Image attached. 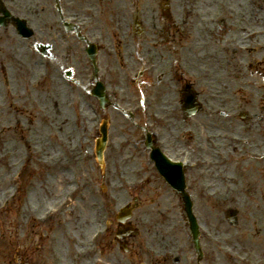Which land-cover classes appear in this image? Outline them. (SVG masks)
<instances>
[{
    "label": "rangeland",
    "instance_id": "1",
    "mask_svg": "<svg viewBox=\"0 0 264 264\" xmlns=\"http://www.w3.org/2000/svg\"><path fill=\"white\" fill-rule=\"evenodd\" d=\"M35 1L36 0H19V14L25 15L29 18V14L25 10L31 8V6L35 4ZM174 1L178 4L181 10L187 9L189 11V18L194 22L193 36L190 35L186 39L188 46L187 51L189 53L190 60H183L184 63H186L187 66L193 70L197 69V55L200 52H204L206 50V48L203 46L205 41L214 43V40H219L222 43V46L218 45V47H224L225 45V50L229 51V41H225L224 37L228 33L227 24L229 23V21H235V16L237 14H241V22L245 24L242 32L244 34L250 32L251 34H254V36H258L257 48L254 44H252L251 40L249 42V39L234 38V40L238 41L237 43L242 44L241 46L245 45L251 48H253V45L255 46V48L251 49L249 52L248 50H246L245 52H242L241 50V53H239L238 50H236L238 58L241 60V67L243 68L242 72L244 73L245 77H241L240 80L242 95L241 99L239 100V106L227 111L228 113H235L234 117L222 120L212 118L211 120L208 119V117L203 116L202 119V113L189 118L191 120L193 119L192 122H194L195 117H197L195 126L198 129H202L204 133H207L208 129L211 128L215 130V127L221 129L222 131H220V134L217 133L215 135H217L218 138L221 136L220 143H226L225 147L236 145L237 147L241 148V132L243 131L242 128L254 126L258 128V130H260L264 113V0H250L252 4L251 6L253 8L251 11V15L255 18L252 22H250V20L248 19V11L246 13H242L241 9L239 8V5H242L244 3L241 0H170L169 6L173 18H175L172 9V4L174 3ZM42 2L47 3L49 2V0H42ZM72 4L73 5H71L69 8V16L81 17L82 19L89 18L87 16L84 17V14H82L78 10L77 4ZM149 7L152 8L151 12L146 15V25L151 28L155 23H159V25L161 23V6L160 4H157L156 6L153 5ZM21 9L24 11H21ZM230 10L233 11L234 14H231ZM221 14H223V16L225 17L223 19L225 20L221 24H214L212 34H209V36H204L202 34H199V30L196 31L195 26H198V24L200 26L201 23L199 22H201L202 20L205 21V19L203 18H207V21L203 22L204 24L211 25L209 23V17ZM231 15H234V17H232ZM184 19L187 20L186 15ZM163 21L165 24L164 17ZM166 21L167 23H169V20ZM161 27L162 26H160L159 30H153V32L155 35H158L159 38L162 39L164 33H162L163 31L161 30ZM184 30L185 32L188 31L186 23ZM216 32L218 35L217 38L213 35ZM173 34L174 37L173 40L170 41V43H172L173 47H175L174 38L179 35V32H176V30H174ZM178 39L181 41L182 37L179 35ZM224 41L226 44L224 43ZM201 42H203V45L201 44ZM231 43L233 47V40ZM159 46L162 47L161 45ZM171 46L172 45L165 48L162 47L164 49L163 52L168 56H173L174 54L173 52H169L168 50ZM149 48V50L148 48H145V56L150 50L152 51V54H155L158 46H149ZM233 50H235L234 47ZM182 53L183 51H181V54ZM191 60L194 61V64L192 66L189 65ZM169 77H174V73L172 72ZM227 77L225 78V81L227 83H230L233 78H231L229 82ZM199 79L200 78L197 77V80ZM1 83L2 81L0 77V85ZM146 83L147 82H144V85ZM180 84L175 82L173 78L172 80H170V86L176 85V87L179 89L181 88ZM151 85L153 87L157 103H164V101L166 100V96L169 94L168 90L170 89V87L162 86L160 92L158 93L155 90L156 82L151 81ZM39 94L40 93H38V96ZM241 112H247L248 116L246 119H243L241 117ZM173 114H171L172 123L175 122L177 118L179 121V123L177 122L178 124H181L183 126L188 125L186 122H188L189 119H183L184 117L181 114L180 110V115L175 113ZM7 119V113L0 112V121L2 122V124L3 121H6ZM84 119L87 120L88 117ZM39 121L43 122L44 120ZM78 127L79 119L71 118L70 129L68 131L69 137L63 139L59 135H57L55 131L52 133L51 127L45 126L44 129H42V134L41 132L37 131L36 138H39L42 143L36 142V145L33 146L32 142H30L29 145H31L32 148L30 150L27 146L28 151L25 144L21 147L17 145V148L13 146L15 137H12L10 135L7 136L4 143V139L1 140L2 137L0 136V205L4 194L11 192L13 186L15 185L14 177H12L13 173L15 171L16 173H18L19 171L21 172V167L24 164H28V172L26 173V176H28L30 173L32 174L35 168H37V174L36 176H34L35 178L30 179V181L27 182L30 184L29 186L27 184V186L29 187V190L32 191L31 196L34 198V201L37 204H41V210L45 207L46 203L56 205L59 202L61 204L67 199H70L72 201L70 203L71 205H63V207H69L65 216V219L66 217L67 219L63 227H52V229L48 231L51 232L52 235L56 236V238L53 239L49 238V246L52 242L60 241V239H62V241L65 243H70L71 245L74 244L67 255L65 254L64 256V264H67L66 261H71L74 251L76 249H80V247L82 246V244L80 243L71 242V239H73L76 235L80 236L83 230L87 231L88 234L86 235H89L91 233L92 227L95 224L101 222V220L99 219L97 223H92L90 229L85 228L82 225L83 223L81 224V222H78V220L81 219L80 216L84 214L85 218L89 220H93L97 217L102 218L98 201L101 202V200L103 199L102 196L105 195V193L103 194L104 191H107L108 195L104 200L106 207L110 206L112 208L113 206H117L118 204L123 202L117 197L114 198L113 193L115 196H125L127 188L125 186L124 180H126V178L128 180H132L134 178V174L137 173V169H141L140 163L142 162V157L139 151H135L134 149H132L129 143H126L129 148L125 147V151H122L120 155L112 153L116 165L121 166V168L119 169V171H121V175H118L120 174L119 172L117 174L113 172L114 159L110 160L111 162H109L107 166H104V164L100 165L95 154H92L90 151H88V154H85L83 153V151H81L78 154L72 156L74 153H76L77 147H75V145H77L78 140H80L79 136L82 134ZM167 128H169V126ZM259 134L260 135L255 136L258 137L256 140L260 141L264 145V134L260 132ZM29 135L32 134L28 132L25 136L28 137ZM88 136L89 132L88 134L83 133L81 138H87ZM234 138L238 140H235ZM229 139H233L234 142H230ZM93 142H95V140H91L90 138L87 139V144L92 143L91 147L94 146ZM170 146L173 147L171 149L169 148L172 153H177L178 150L186 148L185 144H181L178 146L176 145L175 136L174 139L170 141ZM262 148H264V146ZM193 151L194 154L197 155L201 154L202 149L199 148ZM220 151L224 152L222 150ZM237 154L241 155V150L238 151L236 155ZM201 155H203V157L213 159V156L206 150ZM120 158L123 161L122 164H120L119 162ZM43 160L47 161L49 165H41ZM227 160H225L224 162H226ZM237 161H241V159H237ZM51 162L54 163V165H51ZM30 163L32 164L31 167ZM61 163L67 164L62 165ZM224 168L226 169V172L230 174L228 178H232L235 181L237 180V182H211V180L209 179L214 176V174L211 173L220 170L218 166H211V169H208V167L203 168L204 174L208 172V176L200 177V173H194L191 174L190 178L193 190L195 192H199L197 199L200 203L198 206V211L202 221L206 223L205 225L208 228V232L209 234H211V236H216L217 238L221 239L216 240L212 239L211 237L204 236L203 243L210 250L203 264H235L234 262H229L221 258L222 256L220 254H217V249L215 248L214 243L220 244V242L222 241L224 243L223 246L229 247L241 254L242 250H245L241 248V246L246 245L243 241H241V238L236 237L237 233H241L242 227L241 205L243 203H248L253 208L255 204L261 202V198H258L256 200V198L254 197L251 198L246 196V198L244 199V197L241 196V188L243 187H240L241 178H239L241 175V165L231 164L229 167ZM104 170H108V172L112 175L114 174L113 180H110L109 183H104L101 180V177L103 176L102 172ZM140 173L141 172L138 171V174ZM143 175L146 174L143 173ZM258 178L259 180L257 182L261 180L260 177ZM163 184L164 183L162 181L157 180V183L153 184L155 188L151 189L152 193H148V195L145 194L142 198H140L142 204H140V202L138 204V210L135 213L134 222L138 225V229L141 233L140 237L137 238V242L133 250V255H127L126 253L115 250V247L112 246L108 241H106L102 245L103 251L100 255L101 264H127L126 258L128 257L144 259V243L151 245L160 251L167 250L168 252H174L175 249H178L174 247L180 245L183 248L180 249V252L182 250V262L180 264H196V261L194 260L192 262H188V260L185 259V257H189L191 240H189L188 242V223L185 216L182 215V208L179 207V203H181L182 205V199L176 196L175 192L169 190V188L165 187V184ZM204 185H207V187H204ZM235 188L237 191H240L239 197L234 199L233 201L230 198L226 200V204L229 203V205H227L228 207L235 208L239 211V214L236 217V225H231L224 211H221L219 209L221 206L211 208V206H213L214 204H212V202H210L208 199H206V201H208L211 206L206 203L204 196H206V190L209 189L234 191ZM159 189L161 190L160 194L158 195L156 190ZM147 191L149 190H147V187H145L143 192ZM81 192L83 193V195H81ZM94 199L97 202V205H92V201ZM221 202L224 203L225 200ZM262 203L263 201L258 204L261 205ZM153 204H155L154 207L152 206ZM21 205L23 204H20L18 202V204L11 208V210L0 212V232L4 234L3 240L0 241V264H18L17 262L19 261L15 260L18 248L21 247L23 250L25 248L34 249L36 244L38 246V259L45 260L42 258L43 251L42 249H39V246H41V236H45V232H47V230L35 229L36 231H33V225L28 226L24 220L26 211L25 208L21 209V207H24ZM70 213H72V215H70ZM252 213H255L254 209H252ZM95 221H97V219ZM141 238L145 239L142 240ZM260 240H262L261 245L264 246V237L260 238ZM43 243L47 245L48 241H44ZM255 252L258 256V259H262L264 262V251L255 249ZM184 254L185 257H183Z\"/></svg>",
    "mask_w": 264,
    "mask_h": 264
},
{
    "label": "flooded vegetation",
    "instance_id": "2",
    "mask_svg": "<svg viewBox=\"0 0 264 264\" xmlns=\"http://www.w3.org/2000/svg\"><path fill=\"white\" fill-rule=\"evenodd\" d=\"M60 8H56L57 0H49V11L46 15V23L48 26L55 29L57 35L51 31L48 34L49 43L46 47V51L50 57V61H62L66 62L72 59L73 64L79 70V74L83 79H89L92 75V68L90 65V58L88 51L91 47L88 45L89 41L92 42L93 52L95 51L97 71L94 79L100 81L105 86L106 96L110 98V106L108 108H116L117 105L123 108H130L128 104L133 103V99L123 102L117 101L115 97L121 96L123 100L134 93L135 88L132 86V77L137 73L138 67L141 63L140 55L145 51V33H135L133 31L134 25V12L140 8L142 13L141 18L144 22L145 15L148 13L144 0H58ZM72 3L77 4L78 10L84 14V17L89 18L82 19L78 17L83 24L80 27V32L85 37H79L77 34L72 33L65 24V18L68 19L69 8ZM138 12V11H137ZM60 34V35H59ZM156 40H160L158 35H155ZM163 39V38H162ZM41 45L38 44V48ZM173 47L171 46L169 50ZM155 51V50H154ZM155 54H152L150 50L147 53L148 61L154 59ZM153 55V56H152ZM163 77L161 76L160 79ZM142 80V78H141ZM182 74L178 73L176 81L178 84L182 82ZM183 86V85H182ZM180 89V88H179ZM145 92H150L149 87L145 84ZM112 91H116L113 93ZM178 98H181V89L178 90ZM44 96L40 97L41 107L48 109L52 112H59L57 104H46L43 102ZM38 100L34 99V102H29L33 105ZM181 101L177 100V103L169 107L168 112H162L160 110L154 111L159 117H167L162 121V141L165 142L166 148H173L170 146V141L176 139V145L181 143L178 140L183 138V128H179L177 121L171 122L173 113L179 114L181 111ZM125 106H123V105ZM56 109V110H55ZM152 119L151 113H149ZM174 115V114H173ZM169 126V128H167ZM187 133V132H186ZM192 139H197L199 134L196 126L192 127V131L188 132ZM200 134L204 137L205 141L209 144L214 140L212 135L214 130L208 129V137L203 132ZM250 139L247 142H241V196L251 198H261V205L252 206L248 203L241 205V241L246 245L241 246L245 249L242 252L245 255H249L253 260L258 261L255 249L264 251V246L261 245L260 238L264 237V160H256L255 153L264 145L256 140L260 135L257 132L252 131L248 134ZM218 141L221 138L217 139ZM222 149V146L220 147ZM230 164H217L218 167L230 166ZM261 180H259V178ZM248 191V192H247ZM258 202V203H261ZM252 209L255 213H252ZM129 226H125V230L129 231ZM138 234L137 231L126 233L124 241L128 247L134 245L133 239ZM249 243V244H247ZM209 248H205L204 258L206 252L208 254ZM97 258V257H96ZM197 258V256H196ZM90 263L93 261H89ZM151 264H180L175 263L172 256H165L161 260H155ZM196 264H200L197 262ZM225 264V263H220Z\"/></svg>",
    "mask_w": 264,
    "mask_h": 264
},
{
    "label": "bare ground",
    "instance_id": "3",
    "mask_svg": "<svg viewBox=\"0 0 264 264\" xmlns=\"http://www.w3.org/2000/svg\"><path fill=\"white\" fill-rule=\"evenodd\" d=\"M145 1L152 2L153 0H145ZM241 1L244 2L242 5H239V8L241 9L242 13H246L248 11V19L250 20V22L254 21L255 18L254 16L251 15V11L253 8L251 6L252 4L250 0H241ZM172 6L174 8L175 16L177 17V22L180 21L179 16L181 15V13L186 14V18H187L186 26L188 31L185 32L184 34L185 36H182L183 40L180 42V45L182 47L181 50L184 51L187 48L186 37L187 35L189 36L191 30V21L189 18V13H187L189 11H187V9L181 10V8H179L178 4L175 1ZM244 26L245 24L241 22V14H239V17L237 18L236 21H229L227 25L228 33L224 37L225 41L227 42L229 41V45H230L229 51L225 50V45L224 47H218V45L222 46V43L219 40H214V43L205 42L204 47L206 48V50L204 52H200L197 55L196 73L197 75H200V80L196 81L195 87L200 92V98L205 107L204 114L208 117L209 116H213L215 118L220 116L229 117L231 115H226L227 112L225 114L223 112L226 109H232L239 106V100L241 99V95H242L240 80L241 77H245V76L244 73L242 72L243 68L241 67V60L238 58V54L236 53V51L233 50V47L235 46V42H236L234 38L249 39V42L251 40L252 44H254L256 48L258 46V40H257L258 36H254V34H251L250 32L244 34L242 32ZM174 27H176L175 24ZM204 34L207 35L206 31ZM213 35L216 38L218 36L217 32L214 33ZM232 40L234 42L233 47L231 43ZM184 55L189 59L188 51H185ZM163 58L164 57L162 56V59ZM177 62L178 59H172V61H168L165 58L164 61L167 67L169 63H172V65H177ZM186 67H187L186 65H183L180 68L184 70L186 69ZM226 77L228 78L229 82L231 78H233V80L230 83H227L225 81ZM170 100L171 98L166 99V101L168 102ZM177 126L179 127L180 124H178ZM262 132L264 133V126L262 127ZM208 195L214 198L216 197L211 193H209ZM84 221L90 222L91 220L85 218Z\"/></svg>",
    "mask_w": 264,
    "mask_h": 264
},
{
    "label": "water",
    "instance_id": "4",
    "mask_svg": "<svg viewBox=\"0 0 264 264\" xmlns=\"http://www.w3.org/2000/svg\"><path fill=\"white\" fill-rule=\"evenodd\" d=\"M185 201L187 202V210L190 213V211H189L190 206L188 205L189 201H188V197L186 195H185Z\"/></svg>",
    "mask_w": 264,
    "mask_h": 264
}]
</instances>
